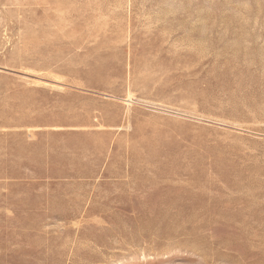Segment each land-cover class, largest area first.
I'll return each instance as SVG.
<instances>
[{"label":"rangeland","instance_id":"obj_1","mask_svg":"<svg viewBox=\"0 0 264 264\" xmlns=\"http://www.w3.org/2000/svg\"><path fill=\"white\" fill-rule=\"evenodd\" d=\"M0 264H264V0H0Z\"/></svg>","mask_w":264,"mask_h":264}]
</instances>
